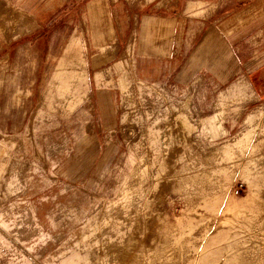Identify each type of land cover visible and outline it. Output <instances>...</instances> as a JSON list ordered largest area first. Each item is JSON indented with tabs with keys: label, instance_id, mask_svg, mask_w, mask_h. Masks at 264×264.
Listing matches in <instances>:
<instances>
[{
	"label": "rangeland",
	"instance_id": "obj_1",
	"mask_svg": "<svg viewBox=\"0 0 264 264\" xmlns=\"http://www.w3.org/2000/svg\"><path fill=\"white\" fill-rule=\"evenodd\" d=\"M86 3L0 0V264H264V55L208 95L99 76Z\"/></svg>",
	"mask_w": 264,
	"mask_h": 264
},
{
	"label": "crops",
	"instance_id": "obj_2",
	"mask_svg": "<svg viewBox=\"0 0 264 264\" xmlns=\"http://www.w3.org/2000/svg\"><path fill=\"white\" fill-rule=\"evenodd\" d=\"M262 15L264 0H87L88 65L97 75L130 60L139 81L170 82L179 92L253 84ZM204 119L208 132L215 121L225 122V135L232 130L220 112Z\"/></svg>",
	"mask_w": 264,
	"mask_h": 264
}]
</instances>
